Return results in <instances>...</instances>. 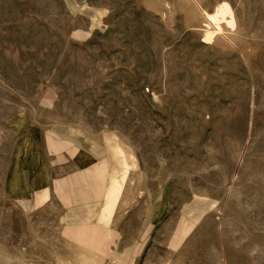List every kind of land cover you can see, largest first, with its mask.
<instances>
[{
	"label": "rangeland",
	"instance_id": "rangeland-1",
	"mask_svg": "<svg viewBox=\"0 0 264 264\" xmlns=\"http://www.w3.org/2000/svg\"><path fill=\"white\" fill-rule=\"evenodd\" d=\"M224 3L235 25L218 31L206 16ZM123 150L135 167L110 224L72 216L54 184ZM127 251L264 264V0H0V264Z\"/></svg>",
	"mask_w": 264,
	"mask_h": 264
},
{
	"label": "bare ground",
	"instance_id": "bare-ground-1",
	"mask_svg": "<svg viewBox=\"0 0 264 264\" xmlns=\"http://www.w3.org/2000/svg\"><path fill=\"white\" fill-rule=\"evenodd\" d=\"M206 17H208L210 23L218 31L222 30V23H225L231 28L235 25L233 12L227 3L219 6L214 14L207 15ZM214 36V32L207 31L205 33V39L208 41H211ZM53 146L56 147L57 144H53ZM70 154L77 156L76 154L78 153L70 151ZM134 167V159L123 150L120 153V164L117 168L110 169L103 164L90 165L79 174L67 180L56 182L54 184V190L64 205L73 209L72 216H74L79 206H83L86 210V220L94 219L98 224L107 226L110 224L122 196L128 174ZM48 199V188L41 189L37 194V204H41ZM75 204L79 206L76 207ZM204 205L202 200L195 199L191 206L186 207V213L193 221L192 225L200 219L204 211ZM94 207H97V211L94 210ZM74 219L77 218L74 217L72 220ZM187 231H189L188 226L184 224L181 238L184 237V233ZM181 238L179 241H181ZM130 252L127 251L122 255L117 254L115 259L120 264H126L129 260Z\"/></svg>",
	"mask_w": 264,
	"mask_h": 264
}]
</instances>
